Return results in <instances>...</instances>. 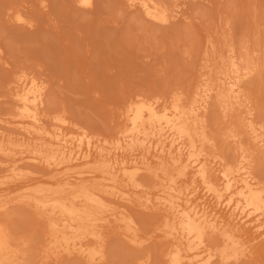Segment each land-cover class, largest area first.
I'll return each instance as SVG.
<instances>
[{"label":"bare ground","instance_id":"1","mask_svg":"<svg viewBox=\"0 0 264 264\" xmlns=\"http://www.w3.org/2000/svg\"><path fill=\"white\" fill-rule=\"evenodd\" d=\"M123 1L158 27L184 14L180 3ZM31 18L11 16L21 27ZM241 40L210 46L189 99L123 104L109 138L72 130L47 111L42 81L14 75L8 119L0 113V264H254L264 243V116L248 85L263 62Z\"/></svg>","mask_w":264,"mask_h":264},{"label":"rangeland","instance_id":"2","mask_svg":"<svg viewBox=\"0 0 264 264\" xmlns=\"http://www.w3.org/2000/svg\"><path fill=\"white\" fill-rule=\"evenodd\" d=\"M159 1L174 10L181 4L184 14L158 27L127 9L123 0H93L85 10L74 0H0V113L11 107L8 81L25 73L46 85L51 116L66 119L72 130L109 138L118 111L130 99L167 102L176 93L189 99L210 46L238 48L243 39L250 49H259L256 62H263L248 87L257 116H264V0ZM17 10L35 22L15 25L11 16ZM4 115L0 118L8 119ZM219 120L213 111L212 125L219 127ZM37 171L36 176L43 174ZM253 250L254 264H264V243ZM119 257L107 263L130 264L131 256Z\"/></svg>","mask_w":264,"mask_h":264}]
</instances>
